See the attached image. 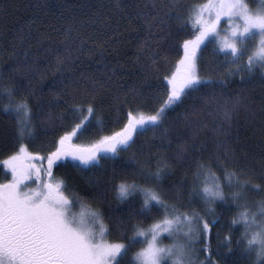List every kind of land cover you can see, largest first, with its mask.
<instances>
[{"label":"snow or ice","instance_id":"6c2138e0","mask_svg":"<svg viewBox=\"0 0 264 264\" xmlns=\"http://www.w3.org/2000/svg\"><path fill=\"white\" fill-rule=\"evenodd\" d=\"M120 7L117 3L116 8ZM136 18H143L147 27L155 30L150 35L159 33L157 47L173 24L187 27L191 22L197 34L183 41V56L175 71L164 77V98L150 113L141 110L143 104L137 103L143 94L140 88L117 92L114 99L121 105H136L128 108L119 130L101 135L88 145L74 143L93 119L103 123L96 115L93 97L87 104H70L74 114L87 115L68 125L70 130L63 131L54 141V150L46 154L30 151L22 141L34 142L37 138L28 100L35 95L34 89L18 85L24 94L19 102H12V89H5L9 103L4 109L17 118L14 132L19 146L3 161L10 178L0 183V264H236L235 259H230L236 249L241 255L247 254V264H261L264 260V156L260 157L259 169L251 164L241 165L230 139L233 122L239 115L246 114L250 121L259 117L258 132L264 151V93L258 102L246 89L235 95L221 93L219 97L194 95L205 85L217 83V78L202 76L198 68V50L202 51L201 45L207 43L213 44L217 56L223 57L229 75L241 72L251 77L259 69L264 80V8L254 9L246 0H207L201 5L185 4L184 0H150L136 12ZM225 19L226 28L222 29ZM109 20L105 16L103 20L93 18L90 23L107 29ZM82 25L83 21L70 22L63 33V48L46 50L52 57L49 67L72 72L81 55L91 57L101 49L100 42L84 35ZM35 63L25 64V71H39ZM151 63L155 65L156 60L153 58ZM80 77L101 88L105 86L84 73ZM60 83L63 86L54 90L52 96L57 105L61 100L69 105L80 89L74 79ZM219 83L224 86L227 80L220 78ZM95 91V87L91 91L85 88L84 94ZM189 98L193 103L177 114L182 119L170 127L166 123L168 113ZM209 105L213 107L209 109ZM68 110L66 107L56 112L50 102L48 110L40 109L36 119L45 128H64V112ZM206 110L214 124L203 119ZM206 130L212 133L213 147L205 154L206 142L200 136ZM148 131H152L153 138L158 137L159 143L147 149L138 147V137ZM172 133L180 141L176 148L171 147ZM126 152L131 168L125 166V171L131 175L120 178L112 190L114 201L127 207L115 211L112 201H107V215L96 209L88 219L83 212H73L80 196L76 191L69 194L71 185L55 176L57 162L71 158L69 162L75 167L87 170L106 160L115 161ZM178 168L190 179L179 184L169 181L166 186L164 181ZM254 196L260 199L255 201ZM94 198L105 203L103 192ZM253 203L258 204L255 212L250 211ZM219 205L242 209L233 216L231 225L241 224L243 230L234 241L230 229L222 237V247L214 248L211 236L219 221ZM149 220L151 223H145ZM113 233L120 239H107ZM216 236L219 242V231ZM165 238L171 243H162ZM137 244L143 246L129 258L130 250ZM201 253L204 258L198 259Z\"/></svg>","mask_w":264,"mask_h":264},{"label":"trees","instance_id":"16d2710c","mask_svg":"<svg viewBox=\"0 0 264 264\" xmlns=\"http://www.w3.org/2000/svg\"><path fill=\"white\" fill-rule=\"evenodd\" d=\"M149 2L150 0H0V179L6 176L1 164L9 155L18 150L19 146L14 132L17 118L4 109V105L9 103V93L5 89H12V102H19L24 98L22 88L18 85L34 89L35 95L29 96L28 100L34 122L37 125V138L34 142L28 140L22 142L28 144L30 151H39L42 154L54 150L56 146L54 141L63 131L70 130L68 125L79 122L82 116L87 115L86 112L74 114L70 109L72 102L87 104L94 97L97 108L96 115L103 121L101 123L93 119L88 128L74 139V143L81 145L91 144L101 135L119 130L125 122V113L128 108L136 107L135 104L121 105L114 99L117 92L123 93L133 87L140 88L143 94L137 98V103L143 104L141 110L146 113H150L162 102L167 84L164 77L175 71L178 61L183 56V41L193 39L197 30L194 29L191 22L187 27H177L173 24L168 30L169 34L164 40L159 41V47H157L155 40L159 33L150 35L155 30L149 29L143 18H136V12ZM246 2L254 9L259 8L261 4V0H246ZM117 3L121 6L119 9L116 8ZM184 3L201 5L207 3V0H184ZM105 16L110 17V20L107 21L109 24L107 29L101 24L90 23L93 18L103 20ZM73 21H83L84 35L91 36L92 39L100 42L102 47L91 57L81 55L72 72L63 70L58 72L55 68L48 66L52 57L51 53L46 50L54 47L63 48L61 41L64 38V30ZM129 21L131 22L129 23ZM201 49L202 51L198 50L200 74L202 76L212 75L217 78V83L211 86L205 85L199 93L194 95L197 97L202 95L219 97L221 93L235 95L246 89L253 100L259 101L261 94L264 93V80L261 79L259 69L251 77L247 73L241 72L229 75L228 66L223 63L222 56H217L213 44L201 45ZM46 56L48 59H45ZM153 58L156 60L155 65L151 63ZM34 60L36 62L34 66L38 67L39 71L26 72L23 66L33 63ZM110 69H114V72L109 71ZM81 73L95 78L105 86L101 88L99 85H93L90 81H84L80 77ZM242 75L243 79H241ZM145 78L148 81L146 84ZM220 78L227 80L224 86L219 83ZM68 79L75 80V86L80 89V92L71 98L69 105H65L63 100L57 105L52 92L63 86L60 83L62 80L67 83ZM93 87L96 88L95 92H92L91 95L84 94L85 88L91 91ZM67 98L66 96L65 99ZM50 102L52 109L56 112H60L66 107L69 108L64 112V128H45L36 119L40 109L48 110ZM200 102L197 99L196 103ZM192 103L193 100L189 98L184 104L171 110L166 123L170 127H175V122L182 119V116L177 114L182 113ZM212 107L209 105V109ZM203 119L207 120L209 124L215 123L212 116L207 114V110ZM259 128V117L250 121L244 113L233 122V135L230 139L232 146L236 148L241 165L251 164L259 169L260 157L264 156L260 144ZM157 131L159 133V130ZM172 135L171 147L176 148L180 141L175 137V133ZM211 137L212 133L208 130L200 136V140L206 142L205 154L212 150ZM158 143L159 139L158 137L153 138L152 131L144 133L137 139V146L145 149ZM128 156L129 153H122L115 161L106 160L100 166L87 170L75 167L72 162H69L71 158L65 162H57L58 166L54 167L55 176L66 179L71 185V188L68 189L69 194L76 191L80 196V200L73 207V212L79 209L89 212L101 209L107 215L109 210L107 201H112L115 211L127 207L126 204H118L114 201L115 193L112 190V185L118 183L123 176L131 175L130 171H125V166L131 168V164L127 160ZM8 178L10 176L5 177V179ZM134 178L140 182L144 181V178L140 176ZM189 179L190 176L185 178L183 170L178 168L174 175L168 177L164 183L167 186L169 181L179 184ZM2 182L4 181L0 180V183ZM255 182L259 183L260 181ZM100 192L104 193L105 203L103 204L94 198L96 193ZM259 199V196H254L255 201ZM138 203L137 200V205ZM201 206L198 205V207ZM257 207L258 204L253 203L250 211L255 212ZM241 210L233 205L217 207L219 221L213 228L211 236L214 248L222 247V237L230 229L233 240L239 239L243 226L241 224L231 225V220ZM145 223H151V221H145ZM217 231L220 232L221 237L219 242L216 236ZM107 239L115 241L120 237L113 233ZM142 246L137 244L132 248L129 258ZM203 258L201 253L198 259ZM230 259H235L236 264H247V254L241 255L239 249L234 251ZM252 259H255V252L252 254ZM261 264H264V260L261 261Z\"/></svg>","mask_w":264,"mask_h":264},{"label":"rangeland","instance_id":"374dc122","mask_svg":"<svg viewBox=\"0 0 264 264\" xmlns=\"http://www.w3.org/2000/svg\"><path fill=\"white\" fill-rule=\"evenodd\" d=\"M259 8H264V0H261V4H260ZM221 28H222V29H225V28H226V19H225V23L221 25ZM222 34H223V33H222ZM1 167H2V169H3L5 172H7V169L3 166V163L1 164ZM5 177H6V176H5ZM5 177H4V176L1 177L0 180L5 181V180H6ZM30 186H33V185H30ZM81 212L84 213L85 219H88V217H89V215H90V213H91V212H89L88 210L86 211L85 209H79V210L76 211L75 213L79 214V213H81ZM165 235H166V234H165ZM162 243H164V244H169V243H171V240L165 238V239L162 241Z\"/></svg>","mask_w":264,"mask_h":264},{"label":"water","instance_id":"95a60500","mask_svg":"<svg viewBox=\"0 0 264 264\" xmlns=\"http://www.w3.org/2000/svg\"><path fill=\"white\" fill-rule=\"evenodd\" d=\"M45 166H46V164H45Z\"/></svg>","mask_w":264,"mask_h":264},{"label":"bare ground","instance_id":"6f19581e","mask_svg":"<svg viewBox=\"0 0 264 264\" xmlns=\"http://www.w3.org/2000/svg\"><path fill=\"white\" fill-rule=\"evenodd\" d=\"M94 122V121H93Z\"/></svg>","mask_w":264,"mask_h":264}]
</instances>
